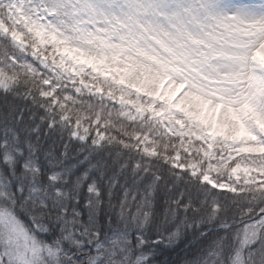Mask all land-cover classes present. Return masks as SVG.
<instances>
[{"label": "snow or ice", "instance_id": "1", "mask_svg": "<svg viewBox=\"0 0 264 264\" xmlns=\"http://www.w3.org/2000/svg\"><path fill=\"white\" fill-rule=\"evenodd\" d=\"M0 264H264V0H0Z\"/></svg>", "mask_w": 264, "mask_h": 264}]
</instances>
